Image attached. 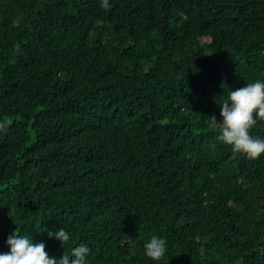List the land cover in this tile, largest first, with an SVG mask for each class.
<instances>
[{"label":"trees","instance_id":"trees-1","mask_svg":"<svg viewBox=\"0 0 264 264\" xmlns=\"http://www.w3.org/2000/svg\"><path fill=\"white\" fill-rule=\"evenodd\" d=\"M101 2L0 0V253L16 231L86 264H264V154L207 119L264 82V0Z\"/></svg>","mask_w":264,"mask_h":264},{"label":"clouds","instance_id":"clouds-1","mask_svg":"<svg viewBox=\"0 0 264 264\" xmlns=\"http://www.w3.org/2000/svg\"><path fill=\"white\" fill-rule=\"evenodd\" d=\"M101 7L110 9L108 0H102ZM222 122L215 116L207 117L210 126L219 134L216 139L230 146L234 153L242 154L248 159H256L264 154V139L254 138L249 130L257 123L264 121V82L257 80L236 90H230L227 98L220 105ZM6 127L0 123V130ZM49 238H55L61 245L67 244L70 235L63 228L55 232L48 231ZM8 251L0 253V264H86L90 249L80 244L70 251L63 252L59 259L50 257L43 242L34 243L27 235L16 234L6 240ZM166 252V240L153 235L144 244L146 257L158 261ZM74 257V259H70Z\"/></svg>","mask_w":264,"mask_h":264}]
</instances>
